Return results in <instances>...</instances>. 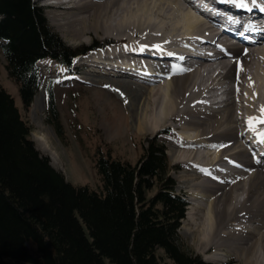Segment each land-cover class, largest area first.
Masks as SVG:
<instances>
[{
  "label": "bare ground",
  "instance_id": "bare-ground-1",
  "mask_svg": "<svg viewBox=\"0 0 264 264\" xmlns=\"http://www.w3.org/2000/svg\"><path fill=\"white\" fill-rule=\"evenodd\" d=\"M40 1L55 10L49 15L52 24L71 39L87 43L93 35L105 40L93 46L115 43L106 55L96 53L95 60L74 66L85 70L80 78L99 82L113 74L116 82L109 85L129 90L125 109L107 107L108 128L117 134L134 123L138 132L162 129L175 137L172 150L178 155L173 160L191 168V198L205 202V207L195 201L187 205L184 216L193 218L197 250L215 248L204 259L226 251L242 264H264V162L254 154L264 144L247 124L264 107V40L232 45L215 21L191 12L185 0ZM156 52L169 53L158 63L160 76L145 77L147 86L124 78L127 62ZM181 57L201 59L188 68ZM97 58L111 62L101 65ZM238 67L243 68L239 79ZM217 88L222 91L214 93ZM209 91L207 107L203 92ZM94 101L106 108L101 98ZM256 128L264 131V124ZM32 135L42 151H52L45 134Z\"/></svg>",
  "mask_w": 264,
  "mask_h": 264
},
{
  "label": "trees",
  "instance_id": "trees-1",
  "mask_svg": "<svg viewBox=\"0 0 264 264\" xmlns=\"http://www.w3.org/2000/svg\"><path fill=\"white\" fill-rule=\"evenodd\" d=\"M0 55L23 110L0 82V264H210L180 240L186 203L162 144L139 137L132 164L93 127L95 188L73 186L34 148L25 114L41 81L35 61L70 64L75 52L32 0H0ZM45 94L62 138L51 80Z\"/></svg>",
  "mask_w": 264,
  "mask_h": 264
},
{
  "label": "rangeland",
  "instance_id": "rangeland-1",
  "mask_svg": "<svg viewBox=\"0 0 264 264\" xmlns=\"http://www.w3.org/2000/svg\"><path fill=\"white\" fill-rule=\"evenodd\" d=\"M32 2L34 6L43 9L42 11L46 19L48 20V23L53 28L54 32H56L61 38V41L72 50H74L76 46L77 48H87L90 41H92V43L105 42V40H103L101 37L93 35L87 38V43H84L80 40L75 41L71 39V37H69L70 35H68L69 32L65 31V33L61 30V28L59 29L52 24L49 15L54 13L55 10H53L51 6L49 7L45 5L44 1L40 0H32ZM78 62L79 58L76 59V66ZM4 64L5 59L1 55L0 82L3 87L13 96L16 105L22 112L23 110L21 106L18 86L9 78ZM38 67L40 69V74L43 78V81H45V78L54 79L53 91L55 105L58 112V119L64 130L65 138L60 139V137H58L54 132L53 125L47 121L46 106L44 104L43 89L41 87L38 89L34 97H32L29 109L25 114V117L29 121L28 123L32 128L29 134V140L32 142L34 148L39 151L42 156H46L49 159L52 166L64 176L66 181L71 183L73 186L88 185L93 188H95L99 183L98 177L93 168L92 160V153L97 147L93 129L94 125H96V128L100 131L102 139L104 140L103 142L111 144L113 147H115L117 154L121 158L128 159V161H130L131 163H134L138 158V139H135L134 141L131 139L132 137H143L141 146H146L148 144V140L153 139L156 141V138L158 137V139L164 143L168 157L169 154L172 156V158L169 157L170 162L180 165L178 171L172 172L174 180L177 183L176 192L183 194L187 199V202L189 203L188 205L192 206V203L195 200L191 198L192 192H190L191 190L188 189V186L193 184V182L190 180L191 168L185 167L183 163L174 161L175 156L178 155V152L175 151L174 153V151L172 150V145L175 138L172 133L169 132L168 134H163L162 131L164 130L162 129H154L151 131L145 130L138 132L134 127V123L130 126H122L117 134H114L112 130L108 128L109 126H107L108 124H106L108 116L106 114L107 107L108 110L110 109L109 106L111 105H115L116 107L125 109L127 95L129 92V90L127 92H124V90L118 87V85H109L111 82H116L114 79L116 76H113V74H111L112 76L109 75V78H104L103 81L96 82L93 79H83L85 77V70L77 71L74 69V66H72L71 69L67 70L57 66L55 63L49 60H41L38 63ZM166 79L167 78H165V80ZM167 81L168 80H166L165 83ZM120 85L121 84H119V86ZM139 85L147 86L144 83ZM95 97L101 98V100L106 103V108H103V106L96 104L94 101ZM33 133L42 135L45 134L44 136L47 137L48 143L52 146V151H42L40 149V146L37 145L36 141L33 139ZM197 180V178L194 179V181ZM195 202L205 207V202L203 200L196 198ZM200 213L204 214L205 208ZM192 219L193 218L191 217V219L183 218L181 220L178 234L180 240L184 242L188 247H190L196 255L200 256L201 259H203L205 262L212 264H223L227 262H232L233 264H242L240 259H238L235 254H231L226 251L224 255H218L212 260H205L204 256L213 255L215 253V248L212 247L206 252L197 250L199 246L193 240L195 236H193L192 234L194 222Z\"/></svg>",
  "mask_w": 264,
  "mask_h": 264
},
{
  "label": "snow or ice",
  "instance_id": "snow-or-ice-1",
  "mask_svg": "<svg viewBox=\"0 0 264 264\" xmlns=\"http://www.w3.org/2000/svg\"><path fill=\"white\" fill-rule=\"evenodd\" d=\"M219 2L229 4L238 10H245L247 12L258 10L259 13L264 14V5L260 4L258 0H219ZM243 26L249 29L255 27V25L251 23L243 25ZM241 71H243V68L238 67L237 79H239V73ZM237 92H239V88H237ZM245 95L247 94L245 93ZM260 112H261L260 117H249L247 120V124H248V128L251 131L256 133V136L258 137L259 142L264 144V131H257V128H256L257 124H264V107H261Z\"/></svg>",
  "mask_w": 264,
  "mask_h": 264
}]
</instances>
